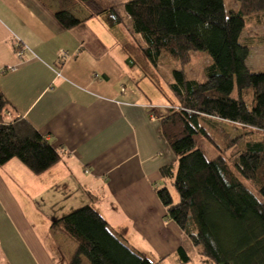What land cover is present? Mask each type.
<instances>
[{
	"label": "crops",
	"instance_id": "0c3cea01",
	"mask_svg": "<svg viewBox=\"0 0 264 264\" xmlns=\"http://www.w3.org/2000/svg\"><path fill=\"white\" fill-rule=\"evenodd\" d=\"M61 4L0 0V70L13 67L0 72V92L10 111L60 154L40 174L17 158L0 165V264H69L76 243L56 228L38 225V206L60 202L66 204L47 213L48 223L87 204L147 256L165 262L181 244L192 251L157 195L170 184L161 167L176 163L160 130L169 105H157L149 79L141 78L143 86L128 84L140 75L125 66L113 33L90 15L96 9L69 6L83 22L65 29L54 18ZM260 42L263 50L247 58L252 70H264V39Z\"/></svg>",
	"mask_w": 264,
	"mask_h": 264
},
{
	"label": "trees",
	"instance_id": "16d2710c",
	"mask_svg": "<svg viewBox=\"0 0 264 264\" xmlns=\"http://www.w3.org/2000/svg\"><path fill=\"white\" fill-rule=\"evenodd\" d=\"M89 0H60L54 18L65 29L83 20L68 10L87 9ZM238 9L227 13L223 0H126L124 17L111 5L90 15L118 40L125 66L137 70L163 93L159 61L164 55L182 64L207 52L212 63L202 78L187 79L173 69L169 83L176 103L160 119L161 135L176 156L161 167L169 188L157 189L173 220L197 250L199 264H264V70L247 65L250 49L260 41L243 36L246 18L264 12V0H235ZM244 130L233 135L221 122ZM206 138L216 154L207 159L195 135ZM243 140L228 155L225 150ZM17 158L40 174L57 162L58 151L26 119L10 111L0 92V165ZM50 226L69 236L76 248L69 264H164L135 250L111 229L92 206L82 205L56 217ZM173 260L192 261L186 246Z\"/></svg>",
	"mask_w": 264,
	"mask_h": 264
},
{
	"label": "rangeland",
	"instance_id": "374dc122",
	"mask_svg": "<svg viewBox=\"0 0 264 264\" xmlns=\"http://www.w3.org/2000/svg\"><path fill=\"white\" fill-rule=\"evenodd\" d=\"M125 1L126 0H89L87 3V6L90 9L95 10V9L102 8L103 6L111 5L115 7L117 11L122 15V17L124 18L123 22L127 23V18L124 17L125 15L124 14V2ZM223 3H224V7L227 13H229L230 11H236L238 9V6L235 0H223ZM77 6H80V4ZM74 8H76V6ZM73 10L77 12L76 9H73ZM242 35L250 36L256 42L262 41L264 39V12L260 13L256 17L254 16L251 18H246L245 27L242 31ZM104 36H111V35L107 33V31L104 29ZM261 46H263V44L262 42H259L256 45V47H253L250 49V52L254 50H258V49L263 50V48H260ZM211 63H212V59L210 55L205 51H198L197 57L188 64H182L180 61H178L177 59L171 56L164 55L163 57H161L159 61V67H160V78L159 79L163 87V93H161V91L156 89L152 83H149L151 84L150 89L155 94V98L154 97L153 98L155 99L157 105H160L159 107H161V105L162 106L169 105L168 97L171 98L176 103V99L174 98V95L172 94L171 89L169 87V83L173 79V76H172L173 69H182L184 73H186L187 79H193V78L197 79V78H202L205 75V67L210 65ZM135 79H137V77L134 78V80ZM143 80L144 79H141V80L139 79L136 84L135 83H128V84L130 85L134 84V86L135 85L138 86L140 85L141 82H144ZM141 85L143 86V84ZM221 125H224L233 135L241 134L244 132V130L241 127L236 126V125H231V122H228V121L221 122ZM194 137L198 143V146L204 153L205 157L207 159H211L216 154V150L214 146L206 138L202 137L199 134L195 135ZM242 146H243V140H240L236 144V146L227 148L225 150V153L230 155L234 153L235 151H237L238 149H241ZM168 188L172 193H176V190L172 185L169 184ZM65 204L66 202H60L58 206L57 205L38 206V209L41 212V216L39 218L40 223L38 222V225L41 226L42 229L50 226L51 223H48L50 219H49V216H47L48 215L47 213H50L51 211L55 212L58 210H62ZM189 254L193 260L187 263L184 262L183 264H199V261L197 260V257H198L197 250L196 249H192V251L189 250ZM148 257L157 263V260H158L157 256L149 255ZM83 264H89L88 260L85 259ZM164 264H181V263L180 261L176 263L175 261H173V259H168L164 262Z\"/></svg>",
	"mask_w": 264,
	"mask_h": 264
},
{
	"label": "built area",
	"instance_id": "2783aa9c",
	"mask_svg": "<svg viewBox=\"0 0 264 264\" xmlns=\"http://www.w3.org/2000/svg\"><path fill=\"white\" fill-rule=\"evenodd\" d=\"M17 55L20 56L21 55V50L17 52ZM63 55L66 56L67 54L65 52H63ZM13 67L11 65H8L6 66L5 68H2L0 70V72H3V71H6V70H9V69H12Z\"/></svg>",
	"mask_w": 264,
	"mask_h": 264
}]
</instances>
